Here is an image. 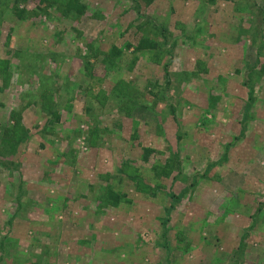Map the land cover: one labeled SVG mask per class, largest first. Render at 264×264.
<instances>
[{
  "label": "rangeland",
  "instance_id": "374dc122",
  "mask_svg": "<svg viewBox=\"0 0 264 264\" xmlns=\"http://www.w3.org/2000/svg\"><path fill=\"white\" fill-rule=\"evenodd\" d=\"M80 1L0 0V264H264V0Z\"/></svg>",
  "mask_w": 264,
  "mask_h": 264
},
{
  "label": "trees",
  "instance_id": "16d2710c",
  "mask_svg": "<svg viewBox=\"0 0 264 264\" xmlns=\"http://www.w3.org/2000/svg\"><path fill=\"white\" fill-rule=\"evenodd\" d=\"M43 1L44 0H41V2H43ZM66 7H67L68 10L75 9L77 12L82 13L84 8H85V5L80 0H67ZM156 46H157V41L156 40L151 39L147 35H142L140 37L138 45L136 46V49L137 50L155 49ZM112 50H113V53H115V54H118V53L120 54L121 53V50H120V48L117 45H113ZM96 58H98V57H96ZM93 74H94V72H93ZM58 112L59 111H57V110H55L53 112V114H54L53 117L56 120L60 119V115H59ZM8 141L11 142L8 139H3L2 140V142L4 143L2 148H1V151H0L2 154L11 152L12 149L14 148V146H16L20 142L19 140L15 141V143L11 142V143L14 144V146L7 147L5 145V143L8 142ZM108 193H109V197L111 198L113 204H119L120 200L122 199L121 194L115 192L112 189H109Z\"/></svg>",
  "mask_w": 264,
  "mask_h": 264
}]
</instances>
